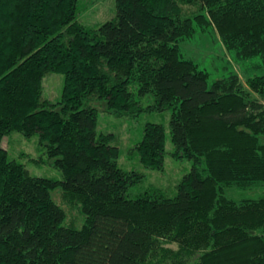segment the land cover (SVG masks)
<instances>
[{
	"label": "trees",
	"instance_id": "obj_1",
	"mask_svg": "<svg viewBox=\"0 0 264 264\" xmlns=\"http://www.w3.org/2000/svg\"><path fill=\"white\" fill-rule=\"evenodd\" d=\"M78 1L0 0V264H264V197L225 194L264 182V73L209 87L179 46L195 23L213 25L228 50L264 66V0H116L117 17L97 28L77 19ZM48 72L65 76L57 104L43 99ZM148 94L172 110L174 156L193 162L175 196L129 197L143 175L120 167L114 134L97 132L100 106L135 118ZM12 132L38 133L62 180L12 159ZM134 148L162 168L164 124L147 123ZM58 186L80 228L65 224Z\"/></svg>",
	"mask_w": 264,
	"mask_h": 264
},
{
	"label": "rangeland",
	"instance_id": "obj_2",
	"mask_svg": "<svg viewBox=\"0 0 264 264\" xmlns=\"http://www.w3.org/2000/svg\"><path fill=\"white\" fill-rule=\"evenodd\" d=\"M116 0H79L77 19L84 25L97 28L101 24L117 17ZM196 31L191 38L179 42L181 57L193 60L200 69L209 73L208 85L220 78L237 72L245 82L249 77L263 74V59L260 55L248 59H240L235 51L228 50L220 39L213 25L200 26L195 23ZM65 76L58 72H48L43 79V99L57 104L62 100ZM147 110L138 117H117L102 111L98 115V134H114L111 144L120 149L118 159L121 168L137 171L143 175L142 180L129 189L128 196L135 198L150 190H161L168 196L178 193V185L184 176L192 170L193 162L187 157L174 156L176 150L171 139L170 120L172 110L159 111L154 109L155 97L148 94L143 98ZM60 109V105L57 107ZM147 123H162L166 131V152L162 168L151 169L140 160L136 143L143 138ZM2 146L8 150L9 156L24 164L35 176L62 180L61 171L53 163L47 148L41 143L38 133L26 136L20 132H12L5 136ZM225 194L236 201L264 197V182L251 187L231 185L225 187ZM52 198L66 211L65 224L80 228L84 216L79 207H72L64 202L61 186L51 190ZM174 248L176 244L170 245Z\"/></svg>",
	"mask_w": 264,
	"mask_h": 264
}]
</instances>
